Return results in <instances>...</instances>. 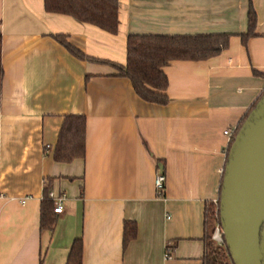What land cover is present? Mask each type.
<instances>
[{
  "label": "crops",
  "instance_id": "obj_1",
  "mask_svg": "<svg viewBox=\"0 0 264 264\" xmlns=\"http://www.w3.org/2000/svg\"><path fill=\"white\" fill-rule=\"evenodd\" d=\"M251 2L254 34L242 42L248 0H118L114 33L44 0H0V264H65L79 236L81 264H202L224 131L264 91V0ZM210 33L228 34L226 48L164 65L163 104L140 98L113 65L125 63L129 34ZM65 114L85 117L84 154L70 162L52 157ZM45 187L64 196L50 230L40 228ZM126 220L136 232L122 248Z\"/></svg>",
  "mask_w": 264,
  "mask_h": 264
},
{
  "label": "trees",
  "instance_id": "obj_2",
  "mask_svg": "<svg viewBox=\"0 0 264 264\" xmlns=\"http://www.w3.org/2000/svg\"><path fill=\"white\" fill-rule=\"evenodd\" d=\"M44 7L46 11L68 14L81 22L94 24L111 33H114L117 28L118 0H44ZM255 23V11L251 0H248L247 31L241 35L242 42H245L246 38L254 34ZM54 38L74 56L90 61L96 60L67 42L63 35H54ZM228 38L229 35L226 33L129 34L126 38L125 63L123 65H113L116 67L118 75L130 80L133 90L140 98L148 102L163 104L168 100L165 93L167 77L162 69L163 66L171 60L196 61L215 56L226 48ZM2 75L3 69L0 57V95ZM243 119L236 126L233 136ZM84 137V115L65 114L52 150L53 159L60 162H70L75 158L82 157L84 154ZM231 141L228 143V147ZM44 191L45 194L40 205V228L50 230L55 223V213L53 202L47 196L46 187ZM213 203L209 201L205 204L204 233L202 237L205 252L202 256V264H222L221 261H218L221 256L220 250L233 264L225 243L217 245L211 240L213 224L215 221H219V218L214 216V211L218 208V198L217 203ZM207 221L210 223L209 230L206 227ZM135 232L136 225L134 221L126 220L123 222L122 248L135 236ZM82 248V238L80 236L74 238L69 247L65 264H81Z\"/></svg>",
  "mask_w": 264,
  "mask_h": 264
},
{
  "label": "water",
  "instance_id": "obj_3",
  "mask_svg": "<svg viewBox=\"0 0 264 264\" xmlns=\"http://www.w3.org/2000/svg\"><path fill=\"white\" fill-rule=\"evenodd\" d=\"M218 218L233 264H264V91L226 152Z\"/></svg>",
  "mask_w": 264,
  "mask_h": 264
},
{
  "label": "built area",
  "instance_id": "obj_4",
  "mask_svg": "<svg viewBox=\"0 0 264 264\" xmlns=\"http://www.w3.org/2000/svg\"><path fill=\"white\" fill-rule=\"evenodd\" d=\"M235 130V128H234ZM234 130H229L226 129L224 133L228 136V143L231 141L233 137ZM163 187H164V174L161 171H157L155 176H154V189L155 193L157 196H161L163 193ZM48 197L52 200L53 202V211L54 213L58 214L61 213L63 210V200L64 196L63 194L60 195H55L52 191L48 193ZM215 204L217 203V199L213 201ZM214 216L218 217V208L215 209L214 211ZM211 240L217 244V245H222L224 243L223 239V234H222V229L219 224V221H215L212 227L211 231ZM168 248H166V257L169 256L167 253Z\"/></svg>",
  "mask_w": 264,
  "mask_h": 264
},
{
  "label": "rangeland",
  "instance_id": "obj_5",
  "mask_svg": "<svg viewBox=\"0 0 264 264\" xmlns=\"http://www.w3.org/2000/svg\"><path fill=\"white\" fill-rule=\"evenodd\" d=\"M209 224H210L209 221H207L206 227H207L208 230L210 229ZM220 252H221V256L218 258V261H221L222 264H231V262L229 261V258L223 254V251L220 250Z\"/></svg>",
  "mask_w": 264,
  "mask_h": 264
}]
</instances>
